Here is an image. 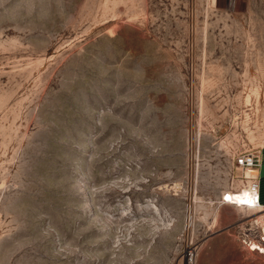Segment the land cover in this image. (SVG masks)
Masks as SVG:
<instances>
[{"label": "rangeland", "instance_id": "374dc122", "mask_svg": "<svg viewBox=\"0 0 264 264\" xmlns=\"http://www.w3.org/2000/svg\"><path fill=\"white\" fill-rule=\"evenodd\" d=\"M263 146L264 0H0V264H264Z\"/></svg>", "mask_w": 264, "mask_h": 264}, {"label": "built area", "instance_id": "2783aa9c", "mask_svg": "<svg viewBox=\"0 0 264 264\" xmlns=\"http://www.w3.org/2000/svg\"><path fill=\"white\" fill-rule=\"evenodd\" d=\"M236 165L243 171L242 187L223 193L218 205L233 206L239 211H253L255 214L236 222L231 228L236 230V236L241 245L250 252L264 256V206L260 198V182L257 172L261 162L258 152H247L240 155ZM186 264H191L187 261Z\"/></svg>", "mask_w": 264, "mask_h": 264}, {"label": "crops", "instance_id": "0c3cea01", "mask_svg": "<svg viewBox=\"0 0 264 264\" xmlns=\"http://www.w3.org/2000/svg\"><path fill=\"white\" fill-rule=\"evenodd\" d=\"M259 158H260V162H261V166L260 169L257 172V176L259 178V182H260V198H261V203L264 206V146L262 148H260L259 150H257ZM229 206V205H226ZM233 207V206H231ZM236 209V208H235ZM237 210V209H236ZM239 213H241L242 211L237 210ZM262 217H264V212L261 214ZM241 219H237L235 221L238 222Z\"/></svg>", "mask_w": 264, "mask_h": 264}]
</instances>
